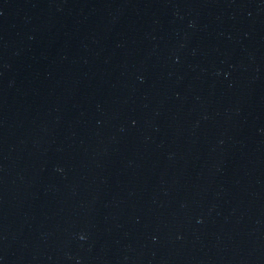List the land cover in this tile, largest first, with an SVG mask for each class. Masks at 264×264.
<instances>
[{
    "label": "water",
    "instance_id": "obj_1",
    "mask_svg": "<svg viewBox=\"0 0 264 264\" xmlns=\"http://www.w3.org/2000/svg\"><path fill=\"white\" fill-rule=\"evenodd\" d=\"M0 264H264V0H0Z\"/></svg>",
    "mask_w": 264,
    "mask_h": 264
},
{
    "label": "clouds",
    "instance_id": "obj_2",
    "mask_svg": "<svg viewBox=\"0 0 264 264\" xmlns=\"http://www.w3.org/2000/svg\"><path fill=\"white\" fill-rule=\"evenodd\" d=\"M83 238V237H82Z\"/></svg>",
    "mask_w": 264,
    "mask_h": 264
}]
</instances>
